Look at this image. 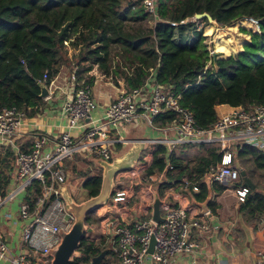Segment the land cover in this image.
Instances as JSON below:
<instances>
[{
  "label": "trees",
  "instance_id": "16d2710c",
  "mask_svg": "<svg viewBox=\"0 0 264 264\" xmlns=\"http://www.w3.org/2000/svg\"><path fill=\"white\" fill-rule=\"evenodd\" d=\"M155 10V21L145 26L151 16L140 0H0V110L43 105L39 80L47 72L49 83L63 66L76 88L102 80L125 93L152 76L166 90L180 94V105L192 111L202 128L218 119V105L264 104V0H155ZM201 12L209 13L220 27L236 29L232 24L239 23V31L247 35L236 31L237 52L245 43L243 50L235 55L219 52L214 64L205 44L216 30L210 24L204 27V35L177 42L176 28L191 24L193 15ZM249 18L257 21L258 29ZM203 21L207 23L206 19L197 22ZM258 57L261 61H256ZM175 118V113L165 112L155 117L154 125L162 127ZM199 147L205 153L191 163L172 153V168L166 173L171 180L187 175L198 186L196 198L205 199L209 190L219 193L226 186L202 180L220 162L221 153L214 147ZM166 151L163 143L152 145L147 174L165 169ZM235 159L240 169L237 187L245 185L241 171L253 185H247L249 191L238 212L256 226L264 216V152L237 143ZM33 185L38 190V184ZM100 185L101 170L87 176L82 187L89 197L99 192ZM208 204L215 212L213 201ZM96 210L86 215L88 226L99 222ZM103 241L84 236L80 256L69 264H87L106 248V256L113 254Z\"/></svg>",
  "mask_w": 264,
  "mask_h": 264
},
{
  "label": "built area",
  "instance_id": "2783aa9c",
  "mask_svg": "<svg viewBox=\"0 0 264 264\" xmlns=\"http://www.w3.org/2000/svg\"><path fill=\"white\" fill-rule=\"evenodd\" d=\"M143 5L155 21L157 15L155 0H143ZM256 25L257 21L249 18ZM175 24V23H171ZM213 50H210V53ZM24 63L23 60H21ZM48 74L44 72L40 82L46 84L51 95L57 89L54 79L47 83ZM70 96L63 102L60 110L68 129L85 127L78 137H71L66 132L59 134L50 153H44L48 137L35 133L28 149H18L15 156V178L23 181V188L38 184V190L30 200L20 205L19 217L25 221L22 227L18 247L15 252L9 248L0 230V256L9 252L10 264H48L49 251L60 241V232L68 231L74 221L68 212L60 192L67 185L64 161L75 154H83L105 161H110L112 149L118 141L110 136V130L123 123L142 118L152 129L164 133H173L171 140L160 141L167 147L166 166L160 173L172 168L170 156L173 145L178 143L199 144L217 148L221 153L220 162L207 170L210 181H217L224 186L238 181L240 169L236 166V144L244 143L257 147L264 152V104L248 108L231 106L209 127L197 125L190 109L179 103L180 94L166 90L149 77L144 84L127 92H121L104 110L98 120L92 118L96 102L91 86L76 88L73 83ZM173 112L176 118L162 127L154 125L155 117ZM24 113L16 106L3 107L0 110V137L10 139L21 125ZM97 124H94L95 122ZM184 186H191L198 191V186L184 180ZM249 187L244 185L236 190L238 201L243 202ZM124 191L113 190L111 200H124ZM162 222L152 217L133 222L132 225L118 226L113 229L116 237L117 256L120 264H145L151 236L155 239L153 252L150 254L156 264H168L170 259L180 253L196 250L197 243L191 237V229H205L206 224L200 217L189 219L184 207H170ZM258 263H264V250L256 252ZM90 261V260H89Z\"/></svg>",
  "mask_w": 264,
  "mask_h": 264
},
{
  "label": "crops",
  "instance_id": "0c3cea01",
  "mask_svg": "<svg viewBox=\"0 0 264 264\" xmlns=\"http://www.w3.org/2000/svg\"><path fill=\"white\" fill-rule=\"evenodd\" d=\"M180 38L184 40L186 37L180 33ZM54 85L57 89L43 98V105L37 106L36 109L22 110L24 117L13 137L10 139L0 137V230L9 252L16 251L21 230L25 224V221L19 217L20 205L24 200H30L34 190H37L35 185L23 188V181L15 178L17 150L28 149L32 136L40 133L48 137L43 151L50 153L60 133L68 131L71 137H78L86 127L68 129L65 118L61 114L60 108L72 92L67 67L61 68L54 78ZM91 89L96 102L91 115L94 120H98L121 91L112 82L102 80H96L91 85ZM230 107L228 104L216 106L217 116L219 117ZM97 123L96 121L94 124ZM110 136L118 140L112 149V155L122 153L128 147L129 141L136 136L145 139L146 147L141 151L133 168L123 170L116 175L115 186L117 190L125 192L124 200L118 202L110 200L107 204L100 206L96 210L100 220L91 226L92 230L88 232L91 237L87 240L96 243L104 240L103 243H108L109 248L114 252L109 256L105 255L104 264H120L113 229L118 226L132 225L135 221L151 217L152 204L156 196L161 201L162 216L168 208L181 206L187 210L189 219L200 217L206 224L205 229H191V237L197 243L196 250L177 254L168 264H259L256 252L264 250V216H261L260 221L254 226L240 215L238 206L241 202L238 201L236 193L238 181L226 186L219 193L212 191L210 201L216 205L215 212L210 211L208 204L207 211L203 213L195 204L204 200L196 198L199 190L194 191L191 186H184L186 179L195 183L187 175L171 180L168 178L167 170L162 175H160L161 172L146 173L152 162V145L166 139H173L175 137L173 133L152 129L142 118H136L133 122L112 128ZM172 153L184 162L191 163L198 156L203 155L205 150L200 148L199 144L178 143L173 145ZM88 158L93 157L75 154L71 159L64 161L68 188L79 186V184L83 188V181L93 172V169L88 168L89 166L84 162V159ZM202 180L212 182L207 172ZM9 252L0 256V264H10ZM145 264H156L150 254L146 255Z\"/></svg>",
  "mask_w": 264,
  "mask_h": 264
},
{
  "label": "water",
  "instance_id": "95a60500",
  "mask_svg": "<svg viewBox=\"0 0 264 264\" xmlns=\"http://www.w3.org/2000/svg\"><path fill=\"white\" fill-rule=\"evenodd\" d=\"M192 18L193 21L206 19L214 28L220 27L219 23L207 12L195 13ZM218 53V51L214 50L210 53L214 64ZM39 87V97L42 99L46 98L49 95L46 84L39 82ZM145 147V139L136 136L129 141L128 147L122 153L112 155L110 161L97 159L96 162L101 168V185L96 195L89 196L82 201H77L70 193L67 185L60 188L65 207L68 212L73 215L74 221L68 231L60 232V241L49 251L50 260L48 264H69L74 258L80 256L79 247L81 240L86 233L92 230L85 222L86 215L109 202L115 187L116 175L123 170L133 168L140 157L141 151L144 150ZM241 175L244 178L245 184L250 186L251 181L246 177L244 171H241ZM251 187H253V185ZM211 198L212 191L209 190L206 198L202 202H195V204L200 207L204 213L208 209V203ZM160 202L159 197L156 196L152 204L151 217L156 222H162L164 220V217L160 213ZM154 244L155 239L151 236L147 250L148 254L153 252ZM107 251L108 249H103L97 255L91 256L87 264H100Z\"/></svg>",
  "mask_w": 264,
  "mask_h": 264
},
{
  "label": "rangeland",
  "instance_id": "374dc122",
  "mask_svg": "<svg viewBox=\"0 0 264 264\" xmlns=\"http://www.w3.org/2000/svg\"><path fill=\"white\" fill-rule=\"evenodd\" d=\"M140 2H141V5L143 6V8L146 9L145 6L143 5V0H140ZM190 21H191V24H188V25L183 24V25H180L178 28H176L175 40L177 42L181 41L180 33H183V35H185L186 38L184 39V41H186V42L191 41L192 39L196 38L199 35V33L204 35V27L206 25H208L209 23L208 22L206 23V21L198 23L197 21H193V18H191ZM152 24H153V18L152 17H148V19L144 22L145 26H149ZM232 26H234L236 29L228 28L229 26L216 27L218 29L215 28L216 30H215L214 35L213 36H207L205 38V44H207L208 48L210 50H214V51H218V52L226 51V52L230 53L231 55H235L236 53L242 51L243 45L245 43L242 45L241 50L237 52L238 47H237V42L235 39V34H236V31L239 32L241 34V36L247 35V34H244V33L239 31V23L238 24L234 23V24H232ZM248 42H250V36H249ZM256 61H261V58L258 57L256 59ZM84 162L86 165L89 166L88 168L93 169V172L91 175H96V174L100 173L101 168L97 164L95 159H93V158L84 159ZM69 191L72 195H74V198L77 201H82V200L87 198V193L83 188H81L80 184H79V186L70 187ZM110 200H109V202H110ZM93 225H90L89 227H91ZM89 237H91L90 233H86L85 238L87 239ZM103 244L105 246L109 247L108 243L105 244V242H104ZM49 253H48V255H49Z\"/></svg>",
  "mask_w": 264,
  "mask_h": 264
},
{
  "label": "bare ground",
  "instance_id": "6f19581e",
  "mask_svg": "<svg viewBox=\"0 0 264 264\" xmlns=\"http://www.w3.org/2000/svg\"><path fill=\"white\" fill-rule=\"evenodd\" d=\"M212 26V25H211ZM216 29H218V28H216Z\"/></svg>",
  "mask_w": 264,
  "mask_h": 264
}]
</instances>
